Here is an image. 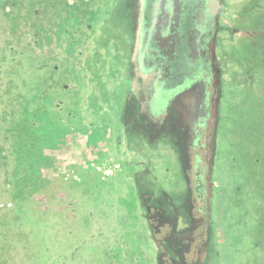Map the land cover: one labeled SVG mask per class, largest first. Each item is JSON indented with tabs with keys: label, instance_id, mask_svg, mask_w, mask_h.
<instances>
[{
	"label": "flooded vegetation",
	"instance_id": "af4514ba",
	"mask_svg": "<svg viewBox=\"0 0 264 264\" xmlns=\"http://www.w3.org/2000/svg\"><path fill=\"white\" fill-rule=\"evenodd\" d=\"M92 1H98L91 10L100 19H90L80 38L61 35L67 42L64 52L57 48L59 59H48L40 49L33 55L42 64L32 60L34 71L47 68L59 78L52 72L32 77L29 86L44 92L32 101L35 110L26 125L38 141L41 134L52 143L42 151L51 169L72 165L80 180L108 184L107 191L121 199L114 222L118 252L125 250L119 264H233L221 238L226 150L215 139L219 72L228 67L221 52L230 17L224 1L62 0L71 6ZM93 77L110 93L103 101L101 93L82 94L77 105L96 111L97 120L71 112L54 91L73 88L68 82L78 84L73 89H91ZM49 83L54 87L45 90ZM105 102L110 113L102 117Z\"/></svg>",
	"mask_w": 264,
	"mask_h": 264
},
{
	"label": "rangeland",
	"instance_id": "374dc122",
	"mask_svg": "<svg viewBox=\"0 0 264 264\" xmlns=\"http://www.w3.org/2000/svg\"><path fill=\"white\" fill-rule=\"evenodd\" d=\"M223 1L230 16L221 48L228 57V67L219 72L214 137L226 150L221 159L227 174L220 177L221 216L226 222L221 238L233 264H264V0ZM77 4L0 0V264H119L118 256L125 254L122 248L118 252L114 225L116 202L118 205L121 199L107 191L108 184L80 180L72 165L51 169L47 154L38 151L52 143L41 134L38 141L26 125L29 113L35 110L32 101L43 91L29 86L32 77L36 80L53 74L59 78L47 68L34 71L31 62L37 60L38 50L48 59H59L67 42L61 35L68 31L70 39L80 38L90 19H100L91 10L93 1L86 6ZM6 40L8 47H4ZM20 45L37 51L20 53ZM85 49L88 52L91 46L86 44ZM33 62L42 65L39 59ZM73 81H77L76 76ZM91 82L95 83L91 89H73L78 84L68 82L73 88L54 91L71 112L92 114L97 120V112L85 107L80 110L77 99L82 94L97 97L101 93L102 100L110 90L101 91L94 77ZM53 87L49 83L45 90ZM230 96L231 105L227 106ZM92 101L96 103L97 98ZM52 102L54 108H60L56 99ZM106 103L101 107L102 117L110 113ZM109 104L113 105V98ZM104 125L109 127V121ZM161 172L158 169L157 175Z\"/></svg>",
	"mask_w": 264,
	"mask_h": 264
},
{
	"label": "crops",
	"instance_id": "0c3cea01",
	"mask_svg": "<svg viewBox=\"0 0 264 264\" xmlns=\"http://www.w3.org/2000/svg\"><path fill=\"white\" fill-rule=\"evenodd\" d=\"M39 152H41V153H42V150H39V151H38V154H39ZM31 153H32V152H31ZM42 159H44V157H43Z\"/></svg>",
	"mask_w": 264,
	"mask_h": 264
}]
</instances>
